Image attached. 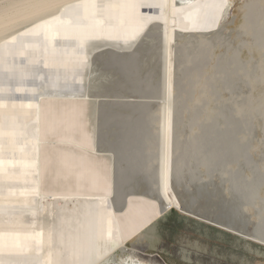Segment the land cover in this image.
<instances>
[{"label": "bare ground", "instance_id": "1", "mask_svg": "<svg viewBox=\"0 0 264 264\" xmlns=\"http://www.w3.org/2000/svg\"><path fill=\"white\" fill-rule=\"evenodd\" d=\"M235 1L0 0V264L123 262L133 257L128 244L146 245L152 237L148 231L173 210L264 248V183L253 187L264 172L244 176L243 188L222 197L220 218H213L209 210L213 195L192 192L189 200L182 197L181 166L173 160L178 146L174 120L179 112L175 105L178 71L183 65L178 79L182 86L187 79L188 84L197 83L193 75L201 73L206 61L202 55L215 40H227L233 32L226 34ZM143 8L153 12L144 13ZM242 10L240 30L252 37L250 47L264 51V0H251ZM151 37H157L160 45V81L153 89L159 96H152L145 87L146 76L133 83L134 93L142 95L124 103L133 111L131 115L110 113L107 105L118 103L102 108V125L118 128L111 133L118 140L111 143L112 139L96 131L99 98L89 92L94 60L115 61L118 73L124 70L131 76L142 49L138 44ZM197 47L200 50L192 54ZM179 49L180 62L175 58ZM191 56L199 59L197 71L189 66L193 59L183 61L182 57ZM235 61L238 66L230 77L245 68L238 55ZM212 79L208 76L205 84ZM154 103L159 104L157 114ZM239 109L229 108V125L241 123ZM155 122L156 133L152 131ZM82 128L87 133L95 129L96 152L111 162L110 205L123 212L130 197L139 202L127 222H110L105 234H84L75 223L78 204L86 196L105 194L103 181L93 178L92 193L64 185L58 169L66 168L67 160L53 155V143L60 153L69 148L71 137L60 130L69 129L80 139ZM113 144L122 152L120 158L110 149ZM245 155L251 162L248 149ZM123 158L132 159L133 164L120 163ZM152 166L155 170L149 172ZM138 182L145 189L136 187Z\"/></svg>", "mask_w": 264, "mask_h": 264}, {"label": "rangeland", "instance_id": "2", "mask_svg": "<svg viewBox=\"0 0 264 264\" xmlns=\"http://www.w3.org/2000/svg\"><path fill=\"white\" fill-rule=\"evenodd\" d=\"M249 1L251 0L235 1L232 18L227 22L231 26H228L226 34L233 32L227 38L228 41L215 40L210 45L209 52L202 55L206 61L201 73L198 75L196 72L193 75L197 83L188 84L190 82L187 79L182 86L178 79L182 76L183 65L177 74L179 87L176 86L175 105L179 108V112H176L174 120L178 125L175 130L178 146L173 160L174 165L181 166L178 180L182 183L179 191L186 200H189L192 192H197L201 197L213 195V206L209 209L215 216L213 218H220L221 198L230 197L234 190L243 188L241 181L245 178L244 176L257 175V171L264 172L262 117L264 115V69L261 68L264 65V58H262L264 51H260L259 47H250L253 44L252 37L244 34V30H240L245 13L242 9ZM233 20H236L235 25L230 24ZM151 38L142 40L138 44V47L142 49L137 60V67L131 76H126L127 71L124 70L118 73L115 61L102 63L96 58L94 60L89 92L94 99L99 98L96 99L99 118L96 131L112 139L111 143L118 140L116 136L111 135L112 132H117L118 128L114 124L109 125V128L102 125L100 113L102 108L104 110L107 104L118 103V106L117 104L107 105L110 113L117 111L131 115L133 111L124 103L132 100L133 95H142L140 91L134 93L133 83L136 79L141 80L146 76L148 83L145 87L152 90V96H159V92L153 89L160 81L161 62L158 49L160 45L157 37ZM181 50L179 49V56L175 55L179 62ZM199 50L200 47L193 48L192 54H196ZM237 55L245 64V68L230 77L229 73L238 66L237 61L233 62ZM182 58H184L183 61L188 62L194 57ZM198 62L199 59H193L188 63L197 71ZM208 76L213 79L206 85ZM234 80H237V83L232 82ZM239 87L242 88L240 96L238 95ZM157 105L159 104L154 103L152 106L156 114ZM230 107L240 108L238 113L235 112L241 120L240 124H228ZM136 117L135 115L133 118ZM214 125H217V128L213 129ZM158 126L155 122L152 129L154 133L157 132ZM231 140L232 143H230ZM102 146L100 143L101 149ZM110 149L120 158L122 152L114 144ZM246 149L252 155L251 162L245 155ZM128 162L133 164L132 159L128 158H123L120 163ZM152 164L156 165L155 160ZM154 166L149 168V172L155 170ZM263 183L264 175L259 173L253 187ZM136 187L145 189L142 182L136 183ZM248 194L254 197L257 195ZM254 197L253 200H255ZM149 233L152 237L148 238L145 247L140 244L132 247V243L128 244L127 249L134 251L130 253L134 258L128 257L125 260L135 259L139 264H142L143 260L149 263L157 261L165 264H209L210 261L216 264H264V248L261 246L185 216L176 210L164 214L153 225L152 230L148 231ZM197 258L199 260H195Z\"/></svg>", "mask_w": 264, "mask_h": 264}, {"label": "clouds", "instance_id": "3", "mask_svg": "<svg viewBox=\"0 0 264 264\" xmlns=\"http://www.w3.org/2000/svg\"><path fill=\"white\" fill-rule=\"evenodd\" d=\"M86 127V125H84ZM61 134L70 135L69 148L60 153L55 143L52 144L53 155L57 160H67L66 168H59L60 178L64 185L89 193L95 191L93 178L104 183V195H88L78 204L75 223L78 230L84 234L96 231L105 234L107 225L112 221L127 222L135 212L138 201L129 198L128 207L123 212H117L109 203L111 162L103 156H98L95 148V129L87 133L80 130L81 138L69 129L60 130Z\"/></svg>", "mask_w": 264, "mask_h": 264}, {"label": "water", "instance_id": "4", "mask_svg": "<svg viewBox=\"0 0 264 264\" xmlns=\"http://www.w3.org/2000/svg\"><path fill=\"white\" fill-rule=\"evenodd\" d=\"M179 3V2H178ZM143 10V12L144 13H147V12H149V13H152L153 12V9L152 8H143L142 9ZM138 261V260H137ZM102 264H104V263H102ZM107 264H136L134 261H131L130 259L129 260H125V261H123V262H115V261H110L109 263H107Z\"/></svg>", "mask_w": 264, "mask_h": 264}]
</instances>
